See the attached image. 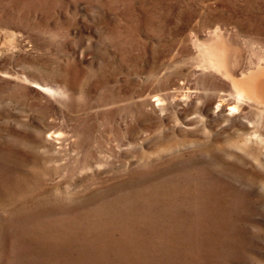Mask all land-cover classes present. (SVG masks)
<instances>
[{
  "label": "rangeland",
  "instance_id": "rangeland-1",
  "mask_svg": "<svg viewBox=\"0 0 264 264\" xmlns=\"http://www.w3.org/2000/svg\"><path fill=\"white\" fill-rule=\"evenodd\" d=\"M0 264H264V0H0Z\"/></svg>",
  "mask_w": 264,
  "mask_h": 264
},
{
  "label": "bare ground",
  "instance_id": "bare-ground-1",
  "mask_svg": "<svg viewBox=\"0 0 264 264\" xmlns=\"http://www.w3.org/2000/svg\"><path fill=\"white\" fill-rule=\"evenodd\" d=\"M218 38H220L219 36H218ZM222 38V37H221ZM221 38H220V40H221ZM217 39V38H216ZM213 40V39H212ZM217 40H219V39H217ZM212 42H214V41H211V43ZM218 42V41H217ZM206 44V43H205ZM219 44H220V42H219ZM218 44V45H219ZM213 45H214V43H213ZM222 45V44H221ZM209 46V45H208ZM208 46H206V48L208 47ZM220 46V45H219ZM218 46V47H219ZM215 47H217V45H215ZM220 47H222V46H220ZM205 48V49H206ZM208 50H209V48H207ZM211 51V50H210ZM216 51H217V49H216ZM211 52H213V51H211ZM211 52L209 53V54H211ZM204 53H205V51H204ZM228 52H227V49L225 48V45H224V47L221 49V51L219 50L218 51V53L216 52L214 55H213V57L211 56V58L213 59L212 61V64L216 67V70H217V68H218V70H225L224 72H227L226 70H228V62L230 61V57L228 56L229 54H227ZM209 57V56H208ZM208 57H206L207 59H208ZM208 64V63H207ZM211 65V64H210ZM230 65V64H229ZM208 66H209V64H208ZM210 67V66H209ZM214 67V68H215ZM246 70V69H245ZM215 71V70H214ZM217 73H219L220 74V72H218V71H216ZM244 72H246V71H244ZM251 72V71H250ZM249 72V73H250ZM230 73V72H229ZM248 73V72H247ZM243 74V73H242ZM241 74V75H242ZM251 74V73H250ZM228 75V74H227ZM233 76V75H232ZM242 76H244V74L242 75ZM241 76V77H242ZM247 76V75H246ZM226 78V77H225ZM230 80V79H229ZM232 81V80H231ZM232 84V83H231ZM233 85H234V87H235V89L237 90V92H235V93H238L240 96H242V97H245V98H248L249 100L251 99V91L247 88V87H245L244 85H242V84H238L237 82H233ZM233 85H232V87H233ZM257 86V85H256ZM236 96V95H235ZM237 97H238V95H237ZM240 97H238L237 99H238V101L240 100L241 101V98L239 99ZM243 100V99H242ZM233 101V100H232ZM245 101H246V99H245ZM244 101V102H245ZM251 101V100H250ZM247 103V102H246ZM253 104H256L255 102H253ZM262 105H263V103H261ZM257 105H260V104H257ZM261 106V105H260ZM251 108V107H250ZM231 110V109H230ZM254 110V109H253Z\"/></svg>",
  "mask_w": 264,
  "mask_h": 264
}]
</instances>
